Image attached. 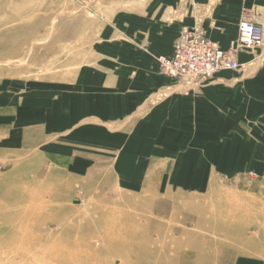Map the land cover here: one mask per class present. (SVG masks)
I'll list each match as a JSON object with an SVG mask.
<instances>
[{
    "label": "crops",
    "instance_id": "obj_1",
    "mask_svg": "<svg viewBox=\"0 0 264 264\" xmlns=\"http://www.w3.org/2000/svg\"><path fill=\"white\" fill-rule=\"evenodd\" d=\"M95 1L102 20L77 64L46 78L0 79V193L19 180L54 182L75 206L112 187L139 214L161 216L189 199L184 233L148 224L138 248L152 244L168 264H264V222L220 213V185H247L238 195L264 200V50L238 52V71L192 87L155 61L191 28L228 50L244 12L264 30V0ZM214 186L215 224L193 221Z\"/></svg>",
    "mask_w": 264,
    "mask_h": 264
},
{
    "label": "rangeland",
    "instance_id": "obj_2",
    "mask_svg": "<svg viewBox=\"0 0 264 264\" xmlns=\"http://www.w3.org/2000/svg\"><path fill=\"white\" fill-rule=\"evenodd\" d=\"M100 4L95 0H0V79L46 78L57 74L61 63L73 67L100 26ZM246 50H264V43ZM246 186L220 185L221 218L263 223L264 200L236 192L253 189ZM55 188L54 182L37 186L19 180L13 189L1 191L0 260L4 263L0 264H168L158 255L153 257L152 244L138 248L142 229L167 222L175 224L179 237L191 223L186 217L189 199H178L177 209L161 216L156 209L139 214L134 200L112 187L97 197L74 199L75 206L60 198ZM218 189L214 186L209 198L196 201L204 214L193 215V221L215 224L216 199L210 196ZM144 232L145 238H153L152 232Z\"/></svg>",
    "mask_w": 264,
    "mask_h": 264
},
{
    "label": "built area",
    "instance_id": "obj_3",
    "mask_svg": "<svg viewBox=\"0 0 264 264\" xmlns=\"http://www.w3.org/2000/svg\"><path fill=\"white\" fill-rule=\"evenodd\" d=\"M264 43V30L253 12H244L238 23L237 39L223 51L197 29H185L173 45L170 57H158V70L166 77L186 86L206 83L220 71H238L236 55Z\"/></svg>",
    "mask_w": 264,
    "mask_h": 264
},
{
    "label": "bare ground",
    "instance_id": "obj_4",
    "mask_svg": "<svg viewBox=\"0 0 264 264\" xmlns=\"http://www.w3.org/2000/svg\"><path fill=\"white\" fill-rule=\"evenodd\" d=\"M5 258V257H4ZM8 258V257H7ZM69 259V258H68ZM1 261V260H0ZM4 261V260H3ZM2 262V261H1ZM70 262V261H69ZM2 263H4V262H2ZM12 264V263H11Z\"/></svg>",
    "mask_w": 264,
    "mask_h": 264
}]
</instances>
